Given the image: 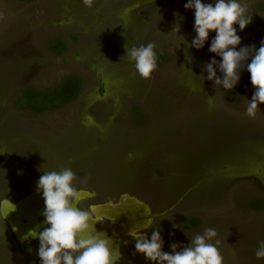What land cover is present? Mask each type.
Returning a JSON list of instances; mask_svg holds the SVG:
<instances>
[{"label":"rangeland","instance_id":"obj_1","mask_svg":"<svg viewBox=\"0 0 264 264\" xmlns=\"http://www.w3.org/2000/svg\"><path fill=\"white\" fill-rule=\"evenodd\" d=\"M184 3L0 0V199L16 202L36 188L42 171L69 167L74 188L98 195L81 201L82 209L136 195L156 214L152 228L171 233L174 243L187 246L185 232L214 228L222 264H264L254 257L264 240V209L249 208L264 200V106L248 117L253 92L231 103L221 86L204 80L203 64L220 59L208 52L215 32L199 50L179 43V36L189 44L195 36L193 10ZM244 3L260 24L237 31V50L258 48L264 38V0ZM179 26L176 35L171 28ZM56 35L69 44L63 56L48 49ZM149 42L168 60L143 79L123 56L126 47ZM74 74L84 88L72 103L39 114L15 108L25 88H53ZM137 112L146 125L136 123ZM0 228L3 241L9 229L1 217Z\"/></svg>","mask_w":264,"mask_h":264},{"label":"clouds","instance_id":"obj_2","mask_svg":"<svg viewBox=\"0 0 264 264\" xmlns=\"http://www.w3.org/2000/svg\"><path fill=\"white\" fill-rule=\"evenodd\" d=\"M82 3L91 7L93 0H82ZM183 7L193 10L192 30L195 36L190 44L179 36V43L183 41L186 46L202 49L209 39V33L214 31L208 52L220 59L218 61L213 57L205 62L201 75L205 77L204 80L212 81L215 88L219 85L224 90H232L240 80L241 71L246 70L253 93L251 99H247L244 114L253 117L258 105L264 104V38L258 48L247 45L237 50L241 43L237 31H243L252 22V16L246 14L244 0H186ZM233 25H237L238 29ZM171 31L177 35L180 26L176 29L172 27ZM154 49L152 42L126 47L123 57L137 75L149 79L157 66ZM217 70L222 76L217 75ZM128 158H132L131 153ZM75 177L76 173L71 168L64 167L59 171H42L36 181V189L44 200L42 223L47 227L39 232L30 230L28 235L38 240L39 264H114L117 257L110 252L108 239L99 233L84 237L90 229V222L100 219L98 216L93 219L91 207L85 210L76 206L80 193L73 187ZM0 207L6 208L4 216L15 210V205L6 195L0 199ZM172 227L181 228L175 223ZM160 231L157 225L151 231L150 238H144L138 230L130 232L137 238L135 251L143 254L146 260L155 264H222L223 258L219 252L221 241L214 228H205L202 233L191 237L185 232L189 244L181 246L172 243L169 245L170 252L162 251L164 241ZM254 257L264 259V240L258 241Z\"/></svg>","mask_w":264,"mask_h":264},{"label":"water","instance_id":"obj_3","mask_svg":"<svg viewBox=\"0 0 264 264\" xmlns=\"http://www.w3.org/2000/svg\"><path fill=\"white\" fill-rule=\"evenodd\" d=\"M79 193L80 199L76 203L77 207L82 199L94 196V193L85 190H80ZM11 202L15 205V210L9 211L4 216L6 208L1 207V217L12 227L20 243L36 239L28 233L30 230L36 232L42 230L40 219L43 217L41 213L44 209V200L40 193L35 188L32 194L17 202ZM114 202L115 199H112L90 206L93 219L98 216L100 220L90 222V229L84 237L99 233L108 239L110 252L117 257L114 264H155L153 261L146 260L143 254L135 251L134 245L137 238L130 235V232L138 230L144 238H148L146 231L152 227L156 214L148 204L129 194L120 195L118 201ZM148 220L150 222L146 223ZM160 235L164 241L162 251L170 252L169 245L173 243L172 238L163 231H160Z\"/></svg>","mask_w":264,"mask_h":264},{"label":"trees","instance_id":"obj_4","mask_svg":"<svg viewBox=\"0 0 264 264\" xmlns=\"http://www.w3.org/2000/svg\"><path fill=\"white\" fill-rule=\"evenodd\" d=\"M22 3H30L36 0H16ZM182 22L188 20L187 15L179 17ZM260 24V20L252 17V22L245 27V29H252ZM73 41H77L78 37L72 35ZM48 49L56 56H63L69 51V44L62 35H56L49 38L47 41ZM154 43V42H152ZM156 52V67H160L167 62L168 56L164 52L163 48L154 43ZM84 88V81L79 75H68L62 78L53 88H41L29 86L25 88L22 93L16 97L14 106L19 111H30L36 114L44 113L47 111H56L65 107L66 105L77 100L82 94ZM228 94L229 101L233 103L237 96L248 95L253 92V86L249 80V74L246 70H242L240 74V80L237 86L232 90H225ZM234 97V98H232ZM233 100V101H232ZM264 106V104H263ZM135 113V112H134ZM136 114V123L146 125L141 117ZM249 208L257 211L264 209V200L260 198L253 199ZM190 224L193 227H198L200 224L199 220L192 219Z\"/></svg>","mask_w":264,"mask_h":264},{"label":"flooded vegetation","instance_id":"obj_5","mask_svg":"<svg viewBox=\"0 0 264 264\" xmlns=\"http://www.w3.org/2000/svg\"><path fill=\"white\" fill-rule=\"evenodd\" d=\"M34 190H35V188L30 193L24 195L22 198H25L26 196L32 194L34 192ZM90 193H94V196L82 199L81 201L86 200V199H93V198H96L98 196L96 192H90ZM124 194H128V193H124ZM129 195L137 197L138 199H140L136 195H132V194H129ZM22 198H20V199H22ZM140 200L145 202L146 204H148L152 208V206L148 202H146L142 199H140ZM117 201H118V199L115 200L114 203H116ZM98 204H102V203H98ZM93 205H96V204H93ZM90 206L91 205L88 206V209L90 208ZM0 209H1V207H0ZM167 211H169V209ZM0 217H1V214H0ZM43 218L44 217H42L40 219L42 229H43V227H46L42 223ZM1 219L3 220V222H5L7 228L9 229V234H6V235H8L7 238H5L3 241H0V264H39V258L37 256L38 240L37 239H34V240L30 239V240L26 241L25 243H20L16 239L14 231H13L12 227L9 225V223L6 222L2 217H1ZM154 228L155 227H153V228L151 227L148 231H146V235L148 236V238H150V233ZM160 229H161V231L169 234L165 229H163V228H160ZM1 230H0V233H1ZM170 237H171V235H170ZM172 240H173V238H172Z\"/></svg>","mask_w":264,"mask_h":264}]
</instances>
